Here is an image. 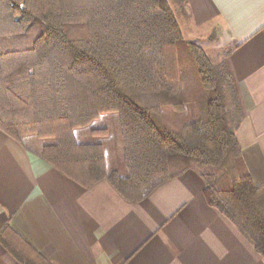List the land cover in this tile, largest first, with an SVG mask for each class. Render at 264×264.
I'll list each match as a JSON object with an SVG mask.
<instances>
[{
  "label": "trees",
  "instance_id": "obj_1",
  "mask_svg": "<svg viewBox=\"0 0 264 264\" xmlns=\"http://www.w3.org/2000/svg\"><path fill=\"white\" fill-rule=\"evenodd\" d=\"M184 38L171 0H0V129L74 182L106 178L130 202L192 170L206 203L264 256V185L243 163L227 55L213 64ZM187 103L200 115L169 125L167 109ZM105 114L118 115L126 174L106 169L101 140L78 136ZM0 243L21 264H53L9 225Z\"/></svg>",
  "mask_w": 264,
  "mask_h": 264
},
{
  "label": "crops",
  "instance_id": "obj_2",
  "mask_svg": "<svg viewBox=\"0 0 264 264\" xmlns=\"http://www.w3.org/2000/svg\"><path fill=\"white\" fill-rule=\"evenodd\" d=\"M184 37L213 28L241 109L236 135L256 186L264 185V0H186ZM212 31V32H213ZM234 119V117H233ZM188 170L144 200L108 179L74 182L0 129V233L13 228L53 264H264V256L206 203ZM0 264H21L0 243Z\"/></svg>",
  "mask_w": 264,
  "mask_h": 264
},
{
  "label": "rangeland",
  "instance_id": "obj_3",
  "mask_svg": "<svg viewBox=\"0 0 264 264\" xmlns=\"http://www.w3.org/2000/svg\"><path fill=\"white\" fill-rule=\"evenodd\" d=\"M170 1V0H169ZM171 4L175 9L176 16L180 23L181 29L186 26L187 21L181 15L180 6L174 1L171 0ZM213 28L207 30H194L192 31V36L194 39L192 42L196 43L201 49L204 50L210 62L213 64L220 63L226 56L228 48L221 43L218 36H216V31L212 32ZM187 40L186 38H184ZM188 41V40H187ZM227 103V112L230 125L232 124L233 117L235 116L233 101L229 95L225 99ZM200 104L198 103H187L182 106L181 110H176L173 108H168L166 111V121L171 126H177L180 123L191 121L197 118L200 111ZM116 114H105L100 116V118L92 122L86 128L80 129L78 136L83 141H95L101 140V143L104 144L106 151V164L108 168L106 169H116L122 174H126V168L123 164V144L121 138L120 122ZM107 127V135L102 137H97L92 135L93 128H104ZM38 149V146H36Z\"/></svg>",
  "mask_w": 264,
  "mask_h": 264
}]
</instances>
